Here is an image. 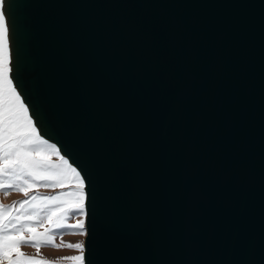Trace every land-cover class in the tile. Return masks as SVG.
<instances>
[{"label": "water", "instance_id": "95a60500", "mask_svg": "<svg viewBox=\"0 0 264 264\" xmlns=\"http://www.w3.org/2000/svg\"><path fill=\"white\" fill-rule=\"evenodd\" d=\"M9 12L15 83L88 179V264H264V0Z\"/></svg>", "mask_w": 264, "mask_h": 264}, {"label": "snow or ice", "instance_id": "6c2138e0", "mask_svg": "<svg viewBox=\"0 0 264 264\" xmlns=\"http://www.w3.org/2000/svg\"><path fill=\"white\" fill-rule=\"evenodd\" d=\"M9 3L0 0V192H19L24 199L10 205L0 202V264H54L27 255L21 250L25 245L38 251L42 246L75 249L77 255L63 259L88 264L85 241L57 243L68 231L88 236V179L61 147L42 135L38 117L14 83ZM73 217L79 219L69 223Z\"/></svg>", "mask_w": 264, "mask_h": 264}, {"label": "rangeland", "instance_id": "374dc122", "mask_svg": "<svg viewBox=\"0 0 264 264\" xmlns=\"http://www.w3.org/2000/svg\"><path fill=\"white\" fill-rule=\"evenodd\" d=\"M11 41H12V35H11ZM14 83H15V80H14ZM18 90L20 89L18 88ZM49 142L54 143L51 140H49ZM40 191L42 193L53 194V190L51 189H41ZM22 199H24L23 194L19 192H11L7 195H5L3 192H0V202H2L5 205H10L14 201L18 202ZM76 219H79V217L70 218L69 223H75ZM84 237L85 236L80 235L76 231H68V232H65L63 236H58L57 243H60L61 241H63L64 244L77 243L82 240L84 241ZM21 250L25 252L27 255L36 256L37 258L43 257L45 259L53 261L54 264H72L71 261L64 260L63 258L78 254V250L69 249L65 246H62L60 248H54L51 246H42L38 251L33 246L25 245V246H22Z\"/></svg>", "mask_w": 264, "mask_h": 264}]
</instances>
